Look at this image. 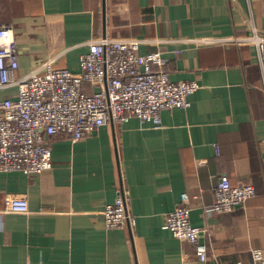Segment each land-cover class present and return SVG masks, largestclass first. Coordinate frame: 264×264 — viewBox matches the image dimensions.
Listing matches in <instances>:
<instances>
[{
    "label": "crops",
    "instance_id": "obj_1",
    "mask_svg": "<svg viewBox=\"0 0 264 264\" xmlns=\"http://www.w3.org/2000/svg\"><path fill=\"white\" fill-rule=\"evenodd\" d=\"M0 0V26L14 29L20 67L45 60L79 70L87 41L163 38L160 50L172 81H197L187 109L164 110L161 125L131 118L108 123L71 142L49 139L51 169L39 175L0 173V210L7 194L25 196L29 211L4 214L0 264H239L264 251V90L256 49L235 44L187 46L176 39L264 33V0ZM43 60V61H41ZM38 61H41L38 62ZM87 91L92 89L87 87ZM17 88L0 90V100ZM220 176L253 184L254 198L228 213L205 211ZM121 192L136 223L107 228L101 212ZM190 221L205 228L203 262L195 247L163 229L181 194Z\"/></svg>",
    "mask_w": 264,
    "mask_h": 264
},
{
    "label": "built area",
    "instance_id": "obj_2",
    "mask_svg": "<svg viewBox=\"0 0 264 264\" xmlns=\"http://www.w3.org/2000/svg\"><path fill=\"white\" fill-rule=\"evenodd\" d=\"M174 41L187 46L255 47L264 90V33L258 28L252 27L249 35L241 37L208 36ZM167 43L159 37L100 36L87 41L88 51L80 56L78 71L57 66L54 57L19 76L14 29L0 26V90L17 88L14 97L0 100V173L35 176L51 169L49 139L56 135L77 142L98 133L108 123L123 125L131 118L158 128L164 110L187 109L190 96L200 88L199 83L172 81L160 50L141 52L145 46ZM87 87L92 91L88 92ZM214 194V203L205 210L208 215L244 207L255 197L256 190L253 184L233 185L229 177L220 176ZM28 211L25 196L7 194L5 206L0 210V227L4 214ZM101 214L108 229H122L126 225L132 228L136 223L121 192ZM190 216V197L182 193L177 208L165 216L163 229L194 246L199 260L205 262L208 248L200 238L207 230L193 226ZM239 264H264V251L254 249L251 262Z\"/></svg>",
    "mask_w": 264,
    "mask_h": 264
},
{
    "label": "water",
    "instance_id": "obj_3",
    "mask_svg": "<svg viewBox=\"0 0 264 264\" xmlns=\"http://www.w3.org/2000/svg\"><path fill=\"white\" fill-rule=\"evenodd\" d=\"M105 6H106V0H102V10H103V21H104V24H105V17H106V9H105ZM105 30H106V27L104 28L103 37L106 35V31Z\"/></svg>",
    "mask_w": 264,
    "mask_h": 264
},
{
    "label": "rangeland",
    "instance_id": "obj_4",
    "mask_svg": "<svg viewBox=\"0 0 264 264\" xmlns=\"http://www.w3.org/2000/svg\"><path fill=\"white\" fill-rule=\"evenodd\" d=\"M41 61H43V60H41ZM41 61H38V62H40V63H41Z\"/></svg>",
    "mask_w": 264,
    "mask_h": 264
}]
</instances>
